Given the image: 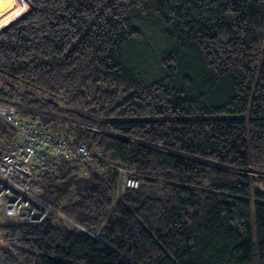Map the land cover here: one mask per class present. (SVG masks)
<instances>
[{"label": "trees", "instance_id": "1", "mask_svg": "<svg viewBox=\"0 0 264 264\" xmlns=\"http://www.w3.org/2000/svg\"><path fill=\"white\" fill-rule=\"evenodd\" d=\"M27 1L0 100L143 183L60 158L43 196L100 238L2 226L0 264H264V0Z\"/></svg>", "mask_w": 264, "mask_h": 264}, {"label": "built area", "instance_id": "2", "mask_svg": "<svg viewBox=\"0 0 264 264\" xmlns=\"http://www.w3.org/2000/svg\"><path fill=\"white\" fill-rule=\"evenodd\" d=\"M19 110L18 106L0 101V121L14 130L15 134L19 136L13 140L12 146L6 144L0 150V227L29 223L39 218L35 215L33 216V213H27L28 210L32 209L31 207H26L30 203V189L32 184H34L37 190H43L38 178H36V176L38 177L37 172H42L45 168L51 170V161L55 158L57 161L60 158H64L72 163H85L91 168L103 171L115 168L117 174L116 195L129 188H138L142 183L141 178L122 173L118 165L109 162L102 156L100 151L92 152L85 143L74 145L75 140L72 137L62 134L53 137L48 131L22 121L19 118ZM39 128L44 130L46 134L48 133L47 150L44 156L39 157L41 158V163H33L34 175L36 176H32L27 159H24L25 144L34 131H40ZM17 146L21 148L16 151ZM30 152L34 153V148H31ZM46 202L45 206L49 209V217L62 215L60 210L55 208L50 202ZM78 227L87 232L83 226L78 225ZM87 233L95 236L91 232ZM0 237H2L1 234Z\"/></svg>", "mask_w": 264, "mask_h": 264}, {"label": "rangeland", "instance_id": "3", "mask_svg": "<svg viewBox=\"0 0 264 264\" xmlns=\"http://www.w3.org/2000/svg\"><path fill=\"white\" fill-rule=\"evenodd\" d=\"M28 8H29V3H28V7L22 13L27 11ZM21 14H19L16 17L12 18L8 23L0 26V30L3 27H5L6 25H8L10 22L15 20ZM0 101H2V100H0ZM3 102L4 103H8L6 101H3ZM9 104H12V103H9ZM13 105L17 106L16 104H13ZM34 125H36V124L34 123ZM36 126L40 127L38 125H36ZM40 128H39L40 131H38V130L34 131L28 137V140L26 141V144H25L24 159H27V163H28V166H29V168L31 170L32 176H36V175H34V165H33V163H41V158H39V157L44 156V154L46 153L45 151L47 150V145L46 144H47V134L48 133L46 134L44 132V130H45L44 128H43L44 130H42ZM59 135H61V134H56V135L53 134V137H56V136H59ZM16 137L18 138L19 136H15V137L14 136H10V138H8V137L7 138L6 137L1 138L0 139V150L6 144L12 146L13 138H16ZM20 148L21 147L17 146L15 150L17 151ZM31 148H34V153L30 152ZM109 162H111V161H109ZM58 163H59V161H57L56 158H55L54 160L51 161V165H52V169L51 170L45 168L44 171L37 172L38 177L36 176V178H38V182H39L40 186L43 188L42 191H40V189L37 190L34 184H32V187L30 189V203H29V206H26V207H31L32 208V209L28 210L27 213H29V214L33 213L32 214L33 216L35 215V216L39 217L38 219L32 220L35 223H39V222H41V221H43V220H45L46 218L49 217L48 216L49 215V213H48L49 209L46 208V206H45V203H47L46 201H48V200H46L45 197L43 196L44 187L41 184L40 179L43 176V174L52 171L54 169V166L57 165ZM82 164H85V163H82ZM114 164H116V163H114ZM116 165H118V168L121 170L122 173H125L127 175H131V176H134V177H138L136 175L137 171H136L135 168L127 167V166L120 165V164H116ZM109 170L115 172V174H116V169L115 168H110ZM141 182L143 183V179H141ZM61 213H62V215H57L56 218L63 219L65 223H67L68 225H70L72 227H78V225H80L78 223V221L74 220L71 216L66 215L63 212H61ZM104 222L105 221L102 222L100 227H102L104 225ZM86 230H87V232H91L92 234H94L95 236L91 235L93 237L100 238V236H101L100 235V229H97L96 231H92L91 229L86 228ZM2 237H0V247L1 246L7 247V245H11V244H9L8 241H5L4 237L3 238Z\"/></svg>", "mask_w": 264, "mask_h": 264}, {"label": "bare ground", "instance_id": "4", "mask_svg": "<svg viewBox=\"0 0 264 264\" xmlns=\"http://www.w3.org/2000/svg\"><path fill=\"white\" fill-rule=\"evenodd\" d=\"M27 7V0H0V26L21 14Z\"/></svg>", "mask_w": 264, "mask_h": 264}]
</instances>
